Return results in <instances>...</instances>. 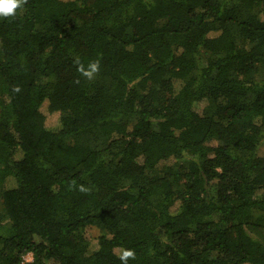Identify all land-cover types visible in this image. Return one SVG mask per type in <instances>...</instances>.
<instances>
[{
  "label": "trees",
  "instance_id": "obj_1",
  "mask_svg": "<svg viewBox=\"0 0 264 264\" xmlns=\"http://www.w3.org/2000/svg\"><path fill=\"white\" fill-rule=\"evenodd\" d=\"M0 202V264H264V0L0 17Z\"/></svg>",
  "mask_w": 264,
  "mask_h": 264
},
{
  "label": "clouds",
  "instance_id": "obj_2",
  "mask_svg": "<svg viewBox=\"0 0 264 264\" xmlns=\"http://www.w3.org/2000/svg\"><path fill=\"white\" fill-rule=\"evenodd\" d=\"M24 0H0V17H8L15 14V10L23 4ZM91 71L85 73L89 77L92 72L98 70V64L93 63L91 66ZM134 257V252L131 249L122 251L120 255V260L122 264H127L128 258Z\"/></svg>",
  "mask_w": 264,
  "mask_h": 264
},
{
  "label": "rangeland",
  "instance_id": "obj_3",
  "mask_svg": "<svg viewBox=\"0 0 264 264\" xmlns=\"http://www.w3.org/2000/svg\"><path fill=\"white\" fill-rule=\"evenodd\" d=\"M175 85H177V83H176ZM202 108H203V104H201V105L199 106V108H197V111L200 112V110H201ZM48 118L51 120V122H52L53 125L55 126L56 123H57V121H58V117H57V115H56V114H52V115L48 116ZM8 185H11V184L9 183ZM1 211H2V206H1V202H0V212H1ZM4 225H5L6 227L9 225V222H8L7 219L4 221ZM88 235H89V237H90V239H91V241H90V245H89V250H90V251H95V250H97V248H98L97 238H98V236L100 235V231H99L97 228L92 227V228L89 229V231H88ZM24 260H26V261H31V260H32V256H31V254H27V255L24 257Z\"/></svg>",
  "mask_w": 264,
  "mask_h": 264
},
{
  "label": "built area",
  "instance_id": "obj_4",
  "mask_svg": "<svg viewBox=\"0 0 264 264\" xmlns=\"http://www.w3.org/2000/svg\"><path fill=\"white\" fill-rule=\"evenodd\" d=\"M24 261H26V260H24Z\"/></svg>",
  "mask_w": 264,
  "mask_h": 264
}]
</instances>
